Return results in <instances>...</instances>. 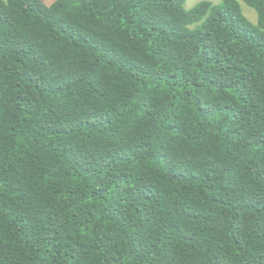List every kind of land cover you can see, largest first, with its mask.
Listing matches in <instances>:
<instances>
[{"label": "trees", "instance_id": "16d2710c", "mask_svg": "<svg viewBox=\"0 0 264 264\" xmlns=\"http://www.w3.org/2000/svg\"><path fill=\"white\" fill-rule=\"evenodd\" d=\"M0 0V264H264V0Z\"/></svg>", "mask_w": 264, "mask_h": 264}, {"label": "rangeland", "instance_id": "374dc122", "mask_svg": "<svg viewBox=\"0 0 264 264\" xmlns=\"http://www.w3.org/2000/svg\"><path fill=\"white\" fill-rule=\"evenodd\" d=\"M43 1L46 4L50 5V4L54 3L56 0H43ZM202 1H211V2H213L215 4H220L221 2H223V0H190L187 3V7L188 8H193V7H195L197 4H199ZM238 1L241 3L243 11H244V14L247 16V18L250 21H252L253 23H257V21H258L257 12L253 8H251L248 5H246L243 0H238Z\"/></svg>", "mask_w": 264, "mask_h": 264}]
</instances>
